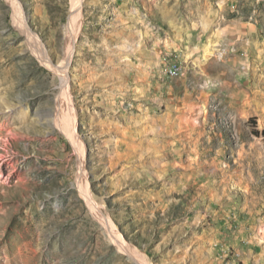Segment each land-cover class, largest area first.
Listing matches in <instances>:
<instances>
[{
	"label": "rangeland",
	"instance_id": "374dc122",
	"mask_svg": "<svg viewBox=\"0 0 264 264\" xmlns=\"http://www.w3.org/2000/svg\"><path fill=\"white\" fill-rule=\"evenodd\" d=\"M79 3L0 0V264H264V0Z\"/></svg>",
	"mask_w": 264,
	"mask_h": 264
},
{
	"label": "bare ground",
	"instance_id": "6f19581e",
	"mask_svg": "<svg viewBox=\"0 0 264 264\" xmlns=\"http://www.w3.org/2000/svg\"><path fill=\"white\" fill-rule=\"evenodd\" d=\"M79 1L80 0H73V5L75 6V12H76V10H78V7H79ZM180 67V66H179ZM179 67L176 65V64H174V70L176 71V72H179ZM73 120V119H72ZM72 120H71V122H72ZM74 121V120H73ZM76 122V121H75ZM67 124H69V123H67ZM71 126V125H70ZM64 130L66 131V133L69 135V136H71V137H73V139H75L76 138V134H75V125H74V123H73V125H72V127H70V129L69 128H67V125L65 124V126H64Z\"/></svg>",
	"mask_w": 264,
	"mask_h": 264
},
{
	"label": "built area",
	"instance_id": "2783aa9c",
	"mask_svg": "<svg viewBox=\"0 0 264 264\" xmlns=\"http://www.w3.org/2000/svg\"><path fill=\"white\" fill-rule=\"evenodd\" d=\"M163 65H164V68H166V73L170 77H176V76H179L182 73V72H176L174 70V62L173 63H165Z\"/></svg>",
	"mask_w": 264,
	"mask_h": 264
},
{
	"label": "trees",
	"instance_id": "16d2710c",
	"mask_svg": "<svg viewBox=\"0 0 264 264\" xmlns=\"http://www.w3.org/2000/svg\"><path fill=\"white\" fill-rule=\"evenodd\" d=\"M258 133H259V132H257V134H256V135H259ZM261 134L264 136V129H263V130H261Z\"/></svg>",
	"mask_w": 264,
	"mask_h": 264
},
{
	"label": "crops",
	"instance_id": "0c3cea01",
	"mask_svg": "<svg viewBox=\"0 0 264 264\" xmlns=\"http://www.w3.org/2000/svg\"><path fill=\"white\" fill-rule=\"evenodd\" d=\"M143 55V54H142Z\"/></svg>",
	"mask_w": 264,
	"mask_h": 264
}]
</instances>
